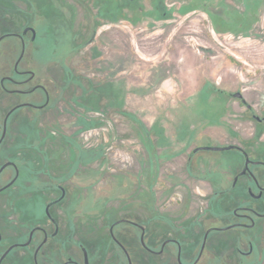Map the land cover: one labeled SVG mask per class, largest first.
<instances>
[{"label":"flooded vegetation","instance_id":"1","mask_svg":"<svg viewBox=\"0 0 264 264\" xmlns=\"http://www.w3.org/2000/svg\"><path fill=\"white\" fill-rule=\"evenodd\" d=\"M61 1L71 14L67 15L68 30L77 35L76 49L63 61L56 60L54 74L47 70L43 75L32 69L36 62L35 18L18 22L15 16L22 10L23 1H8L15 6V16L7 14V0L1 2L0 20L9 23V28L0 30V43L4 37H14L7 51L11 57L15 55L12 60L0 58L4 71L0 73V264L14 247L28 250L18 259L20 264H118L119 256L126 264H135L136 258L139 263L159 260L160 264H264V148L254 146L264 131V115L254 112L239 90L226 92L211 81L198 87L196 91L204 95L210 89L224 101L237 100L257 129L248 138L223 125L226 141L215 139L209 129L222 121L221 114L218 120H205L183 135L177 126L173 134L180 143L178 151L169 153L167 149L162 156L184 154L189 177L206 183L209 191L191 214L186 209L174 216L156 212L152 196L156 178L150 168L130 182L129 171L104 165L105 151L111 152L114 160L123 158L116 147V124H106L104 112L122 104L125 82L140 90L136 85L139 79L119 76L125 61L121 62L115 42L104 45L110 34L97 40V30L102 26L98 22L103 18L91 13L89 6L94 0ZM117 1L115 22L124 19L134 24ZM152 7L141 12L161 19L170 12L162 2H154ZM83 23L89 27L84 28ZM131 47L134 57L128 52L130 67L139 58L135 46ZM90 68L95 78L88 75ZM165 70L154 69L144 94H155L152 89L156 83L161 85ZM127 117L143 129L141 140H133L132 147L147 151L149 161L155 146H170L168 129L161 124L152 123L148 128L134 114L127 113ZM258 124L263 125L262 130ZM201 138L208 143L200 142ZM100 183H107L108 188ZM120 191L126 197L117 200L115 194ZM88 197L101 200V205L85 207ZM11 213L17 218L9 222ZM206 220L212 223L206 224ZM120 224L126 227H118ZM229 230L232 235L227 234ZM7 238L12 242L2 248Z\"/></svg>","mask_w":264,"mask_h":264},{"label":"rangeland","instance_id":"2","mask_svg":"<svg viewBox=\"0 0 264 264\" xmlns=\"http://www.w3.org/2000/svg\"><path fill=\"white\" fill-rule=\"evenodd\" d=\"M2 1L0 0V7ZM8 1L7 14L15 16V6ZM22 1L23 8L15 16L18 22L22 20L28 22L32 16L35 18L37 38L33 42L36 47L33 55L36 62L32 69L38 75H43L47 70L54 74V70H57L54 66L56 60L63 61V57L76 49L74 39L77 35L68 30L71 16L69 9L64 8L61 0H29L33 2L30 5L26 0ZM94 1L95 3L89 6L91 13L96 14L99 19L103 18L98 22L102 26L97 30V40L101 41L105 34L107 36L110 34L111 38L107 37L109 39L104 40V45L110 46L111 41L115 42L117 48H120L121 62L125 61L124 66L122 67V64L120 66L123 71L119 76L123 79L137 77L139 83L136 85L141 86L140 90L132 89L131 83L128 85L125 82L121 94L122 104L119 108L109 109L108 113L104 112V122L109 125L116 124L118 134L116 147L123 157L114 160L111 152L105 151L104 165L129 171L132 176L130 182L142 177L143 171L148 172L150 168L156 178L152 181L156 212H169L174 216L186 209L187 213L191 214L200 206L203 199L206 200L208 185L189 177L184 154L166 159L162 154L167 149L170 150L169 153L178 151L180 143L176 142L173 134L177 126L183 135L196 130L198 123L208 119L218 120L220 114L222 121L216 122L209 129V133L211 132L215 139L226 141L228 135L224 126L229 127L234 133L242 132L248 138H252L257 125L253 120L246 118L244 106L239 105L233 98L224 101L220 94L211 92L210 89L204 91L205 95L196 89L211 81L214 86L218 84L222 86L226 92L239 90L253 111L264 115V0H120L121 7L126 12L125 17L133 18L134 24L124 19L115 22L114 19L118 18L117 0ZM154 2H162L169 9L167 16L161 19L155 17V14H144L147 10H153ZM64 18L68 19L64 21ZM77 19L80 20L79 15ZM88 21L92 20L87 19L86 22ZM212 22L216 27L215 31L212 30ZM83 24L84 28L89 27L86 23ZM8 25L5 20H0V30L8 29ZM165 29L167 31H164ZM164 34L166 40L162 41ZM175 34L178 36L174 38ZM178 37L179 39H176ZM14 41L15 38L12 36L2 39L0 58L9 57L11 60L14 58L15 54L11 57L7 51V46ZM131 44L139 54L132 67L128 66L131 60L127 59L128 52L134 57ZM140 50L143 53L139 52ZM109 54L114 56L111 50ZM79 59L80 57H76V60ZM103 67L107 68L106 63H103ZM160 67H166L162 73L161 85L155 84L152 89L155 94L152 96L144 94L149 75ZM93 71L94 69L90 68L87 73L95 78ZM2 72L4 71L0 67V73ZM140 75L142 77H139ZM127 113L141 118L148 128L152 123H157L168 129L170 146L168 148L155 146L152 151L154 157L149 161L147 151L142 147L136 149L132 147L133 140H141L143 129L139 127L138 122L129 119ZM111 116L117 119V122H113ZM258 126L261 128L263 125ZM156 139L154 137V140ZM256 140L259 143L253 145L259 150L264 148L261 143L264 141V131L259 133ZM200 142L208 143V140L201 138ZM6 172L10 173V168ZM140 172L143 174L140 175ZM106 184L100 183L99 186L108 188ZM133 187L137 190L136 185ZM141 189L143 190V187ZM115 196L120 200L126 197V194L120 191ZM101 203V200L89 197L84 199V206L90 209L98 208ZM142 209L140 208V212H143ZM16 216L15 213H11L8 221H15ZM159 220L161 221L160 218ZM27 221L28 218L25 216V222ZM208 223L212 221L206 220V224ZM118 227L123 228L126 225L120 224ZM230 231L232 230L227 234L232 235L233 232ZM11 242L12 239L7 238L2 242V248ZM26 251H28L26 248L14 247L4 264H20L18 259L25 257ZM137 260L138 258L135 259V264L146 263L145 261L139 263ZM160 263L159 260H152L146 264ZM118 264H126L120 256Z\"/></svg>","mask_w":264,"mask_h":264}]
</instances>
